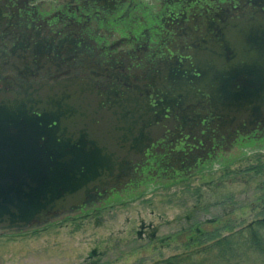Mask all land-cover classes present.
<instances>
[{"label": "water", "instance_id": "95a60500", "mask_svg": "<svg viewBox=\"0 0 264 264\" xmlns=\"http://www.w3.org/2000/svg\"><path fill=\"white\" fill-rule=\"evenodd\" d=\"M22 27L17 45L0 50V234L38 230L145 181L147 150L165 137L173 143L179 130L203 139L207 124L215 132H206V149L194 154L155 148L166 156L161 169L188 162L174 176L193 173L197 159L225 155L245 137L264 136L262 29L233 24L220 31L221 45L202 46L203 59L220 54L223 61L200 63L192 91L184 79L166 82L149 68L124 78L122 67H106L75 45L84 37L73 25L71 37L58 31L51 41ZM213 135L225 137L223 149L213 150Z\"/></svg>", "mask_w": 264, "mask_h": 264}, {"label": "rangeland", "instance_id": "374dc122", "mask_svg": "<svg viewBox=\"0 0 264 264\" xmlns=\"http://www.w3.org/2000/svg\"><path fill=\"white\" fill-rule=\"evenodd\" d=\"M224 154L187 176L150 173L38 230L0 234V264H154L200 250L201 237L264 217V139ZM213 254L186 264H264L249 251L237 262Z\"/></svg>", "mask_w": 264, "mask_h": 264}, {"label": "flooded vegetation", "instance_id": "af4514ba", "mask_svg": "<svg viewBox=\"0 0 264 264\" xmlns=\"http://www.w3.org/2000/svg\"><path fill=\"white\" fill-rule=\"evenodd\" d=\"M22 24L49 41L58 31L64 38L71 37L73 25L84 37L75 39V45H84L90 57L101 60L106 67H122L124 78L132 79L134 70L149 68V75H159L170 83L176 82L170 79H184L188 89L194 91L191 85L198 80L200 63L223 61L220 54L203 59L201 47L212 42L221 45L220 31L233 24H239L244 32L256 28L264 31V0H0V50L7 52L5 47L17 45ZM95 49L100 52L97 56L92 54ZM204 129V139L179 130L173 143L165 137L151 146L146 152L149 165L142 167L143 175L158 173L159 169L169 175L186 172L188 162H179L177 171L161 169L166 156L155 148L168 147V155L204 151L206 132H215L208 124ZM210 139L211 145L216 143L213 150L223 149L219 143L225 137L215 139L213 135ZM203 161L197 159L194 167Z\"/></svg>", "mask_w": 264, "mask_h": 264}, {"label": "trees", "instance_id": "16d2710c", "mask_svg": "<svg viewBox=\"0 0 264 264\" xmlns=\"http://www.w3.org/2000/svg\"><path fill=\"white\" fill-rule=\"evenodd\" d=\"M261 142V141H260ZM253 144L259 142H252ZM264 217L258 221L239 228L238 230H229L225 236L207 235L195 241V245L202 247L192 253L179 255L165 259L154 264H186L196 261L197 258L210 257L215 253L217 258L225 261L237 262L241 253L251 252L258 254L264 260ZM194 242V241H193ZM194 264V263H192Z\"/></svg>", "mask_w": 264, "mask_h": 264}]
</instances>
